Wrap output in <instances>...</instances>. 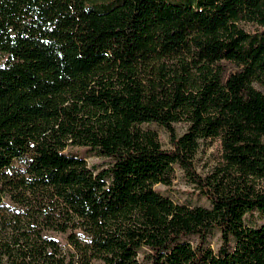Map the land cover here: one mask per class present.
I'll return each mask as SVG.
<instances>
[{"label": "trees", "instance_id": "obj_1", "mask_svg": "<svg viewBox=\"0 0 264 264\" xmlns=\"http://www.w3.org/2000/svg\"><path fill=\"white\" fill-rule=\"evenodd\" d=\"M256 83L264 0H0V264H264V223L245 222L264 214ZM176 165L209 206L155 188Z\"/></svg>", "mask_w": 264, "mask_h": 264}, {"label": "rangeland", "instance_id": "obj_2", "mask_svg": "<svg viewBox=\"0 0 264 264\" xmlns=\"http://www.w3.org/2000/svg\"><path fill=\"white\" fill-rule=\"evenodd\" d=\"M247 31H255L257 26L253 23H241ZM259 90L264 93V84L255 85ZM187 123L185 121H179L174 123V127L178 136L182 135L187 129ZM144 127H150L155 129L158 134L160 141L164 148L170 149L172 147L170 141V134L167 129L159 124L150 123L144 124ZM75 152L78 156L86 159L88 165L92 168L99 169L102 168L105 164L109 162V159L98 155L95 151L78 146H69L67 152ZM221 150L220 143L217 138L207 139L202 142L201 148L196 154L194 163L196 170L199 174L205 176L210 173L211 170L216 166L220 160ZM15 167L23 166V162L16 161L14 163ZM155 188L162 194L170 197L177 203H187L192 205H205L209 206V201L206 197L199 195L192 183H190L184 175L183 170L176 165L175 166V179L170 186H165L163 184H157ZM245 222L250 226H259L264 223V214H261L257 210H254L252 213L245 215ZM53 237L57 238L62 242L66 243L65 235L59 234L56 232L50 233ZM209 242L212 247L217 248L220 244L219 231L214 230L210 235ZM95 264H102L101 262H96Z\"/></svg>", "mask_w": 264, "mask_h": 264}]
</instances>
